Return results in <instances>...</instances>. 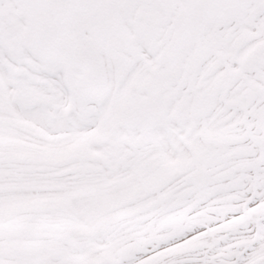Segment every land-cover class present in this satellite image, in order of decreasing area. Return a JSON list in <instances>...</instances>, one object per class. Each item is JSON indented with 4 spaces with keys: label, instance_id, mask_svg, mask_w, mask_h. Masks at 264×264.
<instances>
[{
    "label": "snow or ice",
    "instance_id": "obj_1",
    "mask_svg": "<svg viewBox=\"0 0 264 264\" xmlns=\"http://www.w3.org/2000/svg\"><path fill=\"white\" fill-rule=\"evenodd\" d=\"M0 264H264V0H0Z\"/></svg>",
    "mask_w": 264,
    "mask_h": 264
}]
</instances>
